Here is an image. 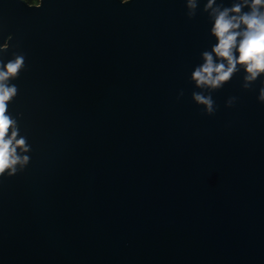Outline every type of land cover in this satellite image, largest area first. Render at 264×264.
<instances>
[{"label":"water","instance_id":"water-1","mask_svg":"<svg viewBox=\"0 0 264 264\" xmlns=\"http://www.w3.org/2000/svg\"><path fill=\"white\" fill-rule=\"evenodd\" d=\"M204 2H0L33 148L0 180V264H264L260 83L234 76L212 116L192 101Z\"/></svg>","mask_w":264,"mask_h":264},{"label":"clouds","instance_id":"clouds-1","mask_svg":"<svg viewBox=\"0 0 264 264\" xmlns=\"http://www.w3.org/2000/svg\"><path fill=\"white\" fill-rule=\"evenodd\" d=\"M21 2L29 9H40L45 0ZM131 2L120 0L122 5ZM200 3L201 0H184L188 19L197 15ZM202 12L207 13L209 36L215 43L201 52L202 62L191 72L190 82L200 90L192 92V101L202 108L204 115H214L217 105L212 94L242 73L241 87L246 91L259 81L257 101L264 104V0H231L230 6H225L223 0H206ZM12 41L9 34L0 43V180L23 173L33 151L20 124L24 113L10 110L19 94L13 81L28 68L26 53L19 51V43ZM236 100L237 97H230L225 106L232 107Z\"/></svg>","mask_w":264,"mask_h":264},{"label":"flooded vegetation","instance_id":"flooded-vegetation-1","mask_svg":"<svg viewBox=\"0 0 264 264\" xmlns=\"http://www.w3.org/2000/svg\"><path fill=\"white\" fill-rule=\"evenodd\" d=\"M1 1H6V2H13L14 0H0ZM30 2L38 3L39 0H30Z\"/></svg>","mask_w":264,"mask_h":264}]
</instances>
